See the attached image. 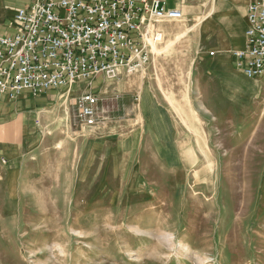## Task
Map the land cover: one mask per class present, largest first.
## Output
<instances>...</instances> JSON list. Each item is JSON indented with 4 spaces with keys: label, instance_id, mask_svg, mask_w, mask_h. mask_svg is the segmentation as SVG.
<instances>
[{
    "label": "rangeland",
    "instance_id": "1",
    "mask_svg": "<svg viewBox=\"0 0 264 264\" xmlns=\"http://www.w3.org/2000/svg\"><path fill=\"white\" fill-rule=\"evenodd\" d=\"M214 1L156 26L145 72L2 104L0 264H264V75L201 31Z\"/></svg>",
    "mask_w": 264,
    "mask_h": 264
},
{
    "label": "built area",
    "instance_id": "2",
    "mask_svg": "<svg viewBox=\"0 0 264 264\" xmlns=\"http://www.w3.org/2000/svg\"><path fill=\"white\" fill-rule=\"evenodd\" d=\"M203 0H34L13 19L16 33L0 37V105L24 95L40 97L101 76L118 81L152 63L156 26L186 19L184 5ZM236 70L248 79L264 75V0L247 13L244 47L231 51ZM99 99L78 98L79 117L97 121Z\"/></svg>",
    "mask_w": 264,
    "mask_h": 264
},
{
    "label": "crops",
    "instance_id": "3",
    "mask_svg": "<svg viewBox=\"0 0 264 264\" xmlns=\"http://www.w3.org/2000/svg\"><path fill=\"white\" fill-rule=\"evenodd\" d=\"M34 0H0V37L1 36H11L16 33V29L13 25V19L16 12L19 9L29 7ZM205 0L198 3H204ZM254 2V0H215L211 6V12L215 15L214 18L207 21V23L202 27L201 31L206 33H213L219 35L217 45L219 47H224L230 49V51L239 50L244 47V32L247 25V13L249 5ZM227 4L231 8L228 9V13L224 18L230 17L234 18V8L237 9L235 17L237 19V26L235 24L233 28L226 34L225 31H220V25L218 24V17L223 6ZM196 5V4H193ZM183 10L186 14V11ZM187 17V14H186ZM209 22V23H208ZM3 105H0V108Z\"/></svg>",
    "mask_w": 264,
    "mask_h": 264
},
{
    "label": "bare ground",
    "instance_id": "4",
    "mask_svg": "<svg viewBox=\"0 0 264 264\" xmlns=\"http://www.w3.org/2000/svg\"><path fill=\"white\" fill-rule=\"evenodd\" d=\"M166 238H167V236H166ZM183 248V247H182ZM183 252H188V250H186L185 248L184 249H179V254H181V253H183ZM189 253V252H188ZM186 258L187 259H190L191 257H190V254H187L186 255ZM200 261V263L202 262V260H199Z\"/></svg>",
    "mask_w": 264,
    "mask_h": 264
}]
</instances>
